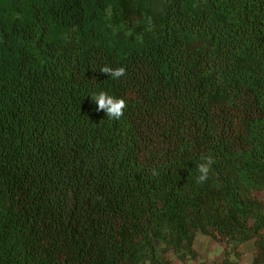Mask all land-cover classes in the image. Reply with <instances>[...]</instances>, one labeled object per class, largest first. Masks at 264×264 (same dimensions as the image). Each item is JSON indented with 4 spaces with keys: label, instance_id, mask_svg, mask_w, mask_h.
Wrapping results in <instances>:
<instances>
[{
    "label": "trees",
    "instance_id": "1",
    "mask_svg": "<svg viewBox=\"0 0 264 264\" xmlns=\"http://www.w3.org/2000/svg\"><path fill=\"white\" fill-rule=\"evenodd\" d=\"M249 241L264 264V0H0V264H242Z\"/></svg>",
    "mask_w": 264,
    "mask_h": 264
},
{
    "label": "clouds",
    "instance_id": "2",
    "mask_svg": "<svg viewBox=\"0 0 264 264\" xmlns=\"http://www.w3.org/2000/svg\"><path fill=\"white\" fill-rule=\"evenodd\" d=\"M100 72L108 74L113 79H120L127 75L125 67H117L114 69L109 66H104L100 69ZM91 98L97 104V111H104L109 119L120 120L124 116L125 109L128 107V103L125 99L114 97L105 91L94 93L91 95ZM201 160L203 162L196 165L199 173L196 177L198 183H203L208 179L211 165L215 162L211 155L202 156ZM158 174L159 173L155 169H152L153 176Z\"/></svg>",
    "mask_w": 264,
    "mask_h": 264
},
{
    "label": "crops",
    "instance_id": "3",
    "mask_svg": "<svg viewBox=\"0 0 264 264\" xmlns=\"http://www.w3.org/2000/svg\"><path fill=\"white\" fill-rule=\"evenodd\" d=\"M194 249L201 256V260L208 263L220 262L225 258V245L218 239L199 232L194 241ZM242 264H252L255 245L254 241H249L241 246ZM175 264H184L174 258ZM189 264H198L196 261H190Z\"/></svg>",
    "mask_w": 264,
    "mask_h": 264
},
{
    "label": "rangeland",
    "instance_id": "4",
    "mask_svg": "<svg viewBox=\"0 0 264 264\" xmlns=\"http://www.w3.org/2000/svg\"><path fill=\"white\" fill-rule=\"evenodd\" d=\"M156 243L158 246H160V247L162 246V244L159 241H157Z\"/></svg>",
    "mask_w": 264,
    "mask_h": 264
}]
</instances>
